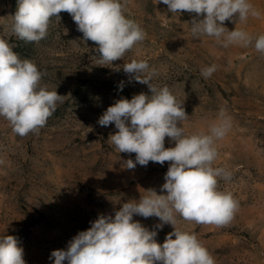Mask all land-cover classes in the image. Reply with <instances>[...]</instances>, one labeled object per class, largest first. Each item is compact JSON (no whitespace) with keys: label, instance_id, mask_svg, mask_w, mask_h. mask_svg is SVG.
Here are the masks:
<instances>
[{"label":"rangeland","instance_id":"obj_1","mask_svg":"<svg viewBox=\"0 0 264 264\" xmlns=\"http://www.w3.org/2000/svg\"><path fill=\"white\" fill-rule=\"evenodd\" d=\"M120 2L125 17L147 35L121 61L101 65L97 45L83 41L67 12L59 14V22L52 18L45 39L28 43L11 32L17 0H0V38L21 59L37 65L42 86L65 96L38 133L21 137L0 116V237L18 239L26 264H53L52 251L66 250L99 214L114 216L122 203L150 195L149 189L166 194L161 186L169 163L127 169L126 161H135V154L119 153L109 139L117 131L114 124L102 127L97 122L116 100L141 92L151 95L147 85L129 82L122 69L133 59L146 60L157 73L152 83L167 85L184 101L189 116L183 123L185 135L208 133L221 108L231 120L226 136L215 141L213 167L231 173L228 180L217 177L218 190L232 193L238 211L224 227L179 216L176 227L195 233L215 264H264V53L254 47L255 39L264 35V0H249L259 18L225 22L229 31L243 30L253 38L247 47L228 48L207 35L192 38L195 13H170L156 0ZM213 64L218 70L205 79L201 69ZM174 146L166 137L165 147ZM134 220L156 230L159 244L173 231L167 224L154 229L160 223L156 217Z\"/></svg>","mask_w":264,"mask_h":264},{"label":"clouds","instance_id":"obj_2","mask_svg":"<svg viewBox=\"0 0 264 264\" xmlns=\"http://www.w3.org/2000/svg\"><path fill=\"white\" fill-rule=\"evenodd\" d=\"M170 13H195L191 21L193 39L207 35L224 48L230 45L247 47L253 38L243 30L229 31L226 21H247L249 15L261 13L249 0H156ZM120 0H17L12 15L11 32L28 43H39L48 35L52 18L59 22L61 12H67L83 34V41H92L101 65L121 61L125 53L146 38V32L123 14ZM200 17H203L200 19ZM67 34V33H66ZM256 51L264 53V35L255 39ZM213 64L201 69L207 79L218 70ZM123 72L137 83L148 86L129 100L120 98L98 119L102 127L115 126L109 134L111 144L119 153L135 154V161H126L127 169L149 162L169 163L161 193L146 190L150 195L122 203L114 216L99 214L91 227L79 232L67 249L52 251L53 264H215L209 251L195 233L176 227L177 216L187 222L224 227L238 211L239 203L232 193L218 190L217 177L225 180L231 173L213 167L218 157L215 141L223 139L231 128L226 110L221 108L218 122L208 133L185 135L183 123L188 120L184 101H179L167 85L157 88L146 60H135L122 66ZM119 70V68H117ZM43 73L29 59H21L5 39L0 38V116L17 135L38 133L64 102L63 95L41 85ZM124 82L118 85L120 91ZM175 142L165 147V138ZM134 216L156 217L160 223L154 229L171 225L163 244L156 241L157 231L149 230ZM175 237V239H173ZM0 264H26L24 249L11 235L0 237Z\"/></svg>","mask_w":264,"mask_h":264}]
</instances>
